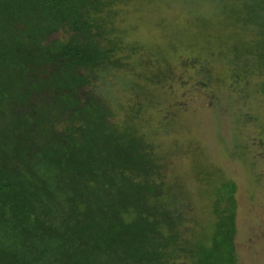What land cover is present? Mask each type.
<instances>
[{"label": "trees", "instance_id": "16d2710c", "mask_svg": "<svg viewBox=\"0 0 264 264\" xmlns=\"http://www.w3.org/2000/svg\"><path fill=\"white\" fill-rule=\"evenodd\" d=\"M127 1L137 0H0V264L236 262L234 183L217 168H196L209 200L202 227L182 187L165 180L150 131H141L149 101L91 89L125 67L114 58L124 43L161 63L183 47L176 26L165 34L168 56L125 42L114 8ZM216 1L185 22L184 51L203 52L185 64L199 67L195 81L210 90L217 79L203 62L229 57L228 90L240 82L264 96V0ZM256 73L257 84L249 81ZM142 76L124 79L122 94L140 100L149 85L165 89V76Z\"/></svg>", "mask_w": 264, "mask_h": 264}, {"label": "rangeland", "instance_id": "374dc122", "mask_svg": "<svg viewBox=\"0 0 264 264\" xmlns=\"http://www.w3.org/2000/svg\"><path fill=\"white\" fill-rule=\"evenodd\" d=\"M127 2L114 8L117 11L114 23L125 32V42L133 40L150 52L168 56L172 51L166 45L165 34L172 38L176 26L174 41L183 47L174 51L168 63H161L155 62L156 59L146 52L123 49L126 44L121 38L122 50L116 52L114 58L125 67L101 74L104 84L95 83L91 89L99 90L100 95L104 93L110 99L113 96L117 102L149 101V107L141 111L142 120L147 122L141 131H150L151 145L161 155L165 180L182 187L187 195L185 203L194 209L202 227L209 200L201 193L196 168H217L218 176L234 183L235 264H264V96L245 91L240 82L236 91L228 90L232 86L228 73L235 70L229 57L222 60L212 53L209 61L203 62L209 64L212 76L217 79L210 90L195 81L199 67L185 64L184 60L189 54H196L192 53L193 49L184 51L186 45H190L184 43L186 36L192 33L185 22L193 16L213 12L217 1ZM199 50L201 47L197 45L196 55L202 57L203 52ZM150 73L166 77L162 83L165 89L149 85L140 100L131 93L122 94L124 79L140 74L145 77ZM262 79L256 73L249 81L257 84ZM209 93L218 104H208L211 101ZM247 94L250 97L245 99ZM198 236L201 237L200 233Z\"/></svg>", "mask_w": 264, "mask_h": 264}]
</instances>
